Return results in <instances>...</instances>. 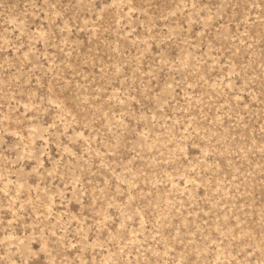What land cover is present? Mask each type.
<instances>
[{"label":"rangeland","instance_id":"374dc122","mask_svg":"<svg viewBox=\"0 0 264 264\" xmlns=\"http://www.w3.org/2000/svg\"><path fill=\"white\" fill-rule=\"evenodd\" d=\"M0 264H264V0H0Z\"/></svg>","mask_w":264,"mask_h":264}]
</instances>
